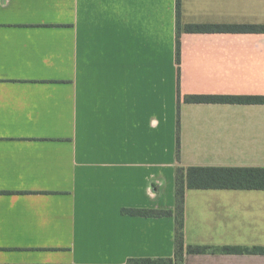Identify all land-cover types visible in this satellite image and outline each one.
<instances>
[{"label":"crops","instance_id":"1","mask_svg":"<svg viewBox=\"0 0 264 264\" xmlns=\"http://www.w3.org/2000/svg\"><path fill=\"white\" fill-rule=\"evenodd\" d=\"M0 0V264L172 258L179 166L264 168V0ZM184 246L264 248V191L186 190ZM183 264H264V255Z\"/></svg>","mask_w":264,"mask_h":264},{"label":"trees","instance_id":"2","mask_svg":"<svg viewBox=\"0 0 264 264\" xmlns=\"http://www.w3.org/2000/svg\"><path fill=\"white\" fill-rule=\"evenodd\" d=\"M175 64L177 75V103L179 105L180 79V0H175ZM187 33H247L262 34L264 26H185ZM183 101L190 104L222 103L235 105H264V97L251 96H184ZM179 131L178 118L176 127V164L174 184V209H122V215L142 218H173L174 220V254L172 258L128 260V264H183L184 256L203 254L223 255H264V248L206 247L184 246V194L186 190H233L264 191V168L238 167H188L179 166Z\"/></svg>","mask_w":264,"mask_h":264}]
</instances>
